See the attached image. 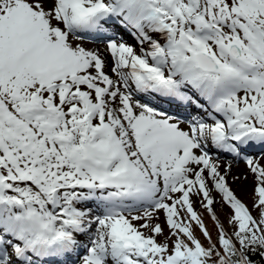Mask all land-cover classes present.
Here are the masks:
<instances>
[{
  "label": "snow or ice",
  "instance_id": "1",
  "mask_svg": "<svg viewBox=\"0 0 264 264\" xmlns=\"http://www.w3.org/2000/svg\"><path fill=\"white\" fill-rule=\"evenodd\" d=\"M0 264H264V0H0Z\"/></svg>",
  "mask_w": 264,
  "mask_h": 264
},
{
  "label": "rangeland",
  "instance_id": "2",
  "mask_svg": "<svg viewBox=\"0 0 264 264\" xmlns=\"http://www.w3.org/2000/svg\"><path fill=\"white\" fill-rule=\"evenodd\" d=\"M239 166L241 167L239 170L233 169L234 173H243L246 171V169L243 168V166H244L243 163H240ZM232 187L236 191L237 195L240 196L241 199L244 200L249 206H251V201H252L251 178H249V180L247 182L238 181L235 184H233ZM220 218H221V220H225V222H226L225 213H223V212L220 213ZM162 219H163V217H161V220ZM206 222L208 223L210 231H212L213 239H215L216 233H215V229H214V226H213L211 220L207 219V217H206ZM201 239L203 240V237H201ZM205 243H206V241H205Z\"/></svg>",
  "mask_w": 264,
  "mask_h": 264
},
{
  "label": "bare ground",
  "instance_id": "3",
  "mask_svg": "<svg viewBox=\"0 0 264 264\" xmlns=\"http://www.w3.org/2000/svg\"><path fill=\"white\" fill-rule=\"evenodd\" d=\"M241 167L238 165V166H234L233 169H236V170H239ZM243 168H245V166H243ZM241 185V184H240Z\"/></svg>",
  "mask_w": 264,
  "mask_h": 264
}]
</instances>
